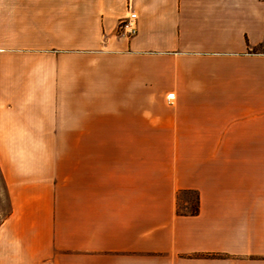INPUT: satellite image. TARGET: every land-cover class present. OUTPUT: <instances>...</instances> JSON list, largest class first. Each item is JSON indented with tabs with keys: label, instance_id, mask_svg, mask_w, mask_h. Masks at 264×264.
Here are the masks:
<instances>
[{
	"label": "crops",
	"instance_id": "crops-1",
	"mask_svg": "<svg viewBox=\"0 0 264 264\" xmlns=\"http://www.w3.org/2000/svg\"><path fill=\"white\" fill-rule=\"evenodd\" d=\"M63 18L37 95L0 39V264H264V0H0Z\"/></svg>",
	"mask_w": 264,
	"mask_h": 264
},
{
	"label": "rangeland",
	"instance_id": "rangeland-1",
	"mask_svg": "<svg viewBox=\"0 0 264 264\" xmlns=\"http://www.w3.org/2000/svg\"><path fill=\"white\" fill-rule=\"evenodd\" d=\"M122 20V19H121ZM120 20V21H121ZM87 19H71V18H63V19H48V33L43 35L44 39L46 38V42L48 45V49H40V33L39 28L35 29L36 32H32L29 35L27 32L29 22L27 19H2L1 25H3L2 29L5 32L1 33L0 39L1 42L7 47H14L16 45L18 50L16 53H13L14 50H9L5 52L6 58H11L14 54L17 61L20 63L19 77H24L23 65L32 67V96L39 91L38 83H35L34 76L38 79L39 69L41 61L47 62V73L48 76L53 75L55 72V58L62 57L68 59L69 55L73 52L71 50L73 41H82L88 40V37H93L91 34H83L82 32H73V28L75 25L84 24L86 25ZM119 21V22H120ZM119 25V23H118ZM117 25V27H118ZM53 26V27H52ZM55 26L62 27L63 32L61 30H56ZM32 27L34 28V19L32 21ZM34 30V29H33ZM118 30V29H117ZM3 37V38H2ZM43 39V38H42ZM43 41V40H42ZM59 48H56V47ZM44 66V65H43ZM20 81L17 79L15 81V90H21L22 87L19 85ZM37 84V85H35ZM33 99H35L33 97ZM11 100V99H8ZM10 105V102L7 105ZM51 143V142H50ZM50 147V146H49ZM198 198L195 193H181L177 197V214L188 215L195 207V201Z\"/></svg>",
	"mask_w": 264,
	"mask_h": 264
},
{
	"label": "built area",
	"instance_id": "built-area-1",
	"mask_svg": "<svg viewBox=\"0 0 264 264\" xmlns=\"http://www.w3.org/2000/svg\"><path fill=\"white\" fill-rule=\"evenodd\" d=\"M136 14L130 12L129 15L123 18L117 27V31L126 37H131L136 33ZM174 100V93H168L166 96V101L168 104H171Z\"/></svg>",
	"mask_w": 264,
	"mask_h": 264
},
{
	"label": "trees",
	"instance_id": "trees-1",
	"mask_svg": "<svg viewBox=\"0 0 264 264\" xmlns=\"http://www.w3.org/2000/svg\"><path fill=\"white\" fill-rule=\"evenodd\" d=\"M198 212V204H197V199L195 201V207L194 209L188 214V215H194ZM183 215H186V214H183Z\"/></svg>",
	"mask_w": 264,
	"mask_h": 264
}]
</instances>
